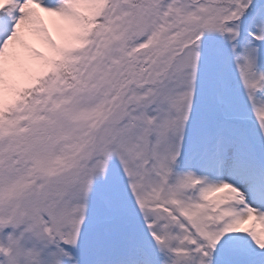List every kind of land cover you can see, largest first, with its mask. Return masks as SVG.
Here are the masks:
<instances>
[{
	"label": "snow or ice",
	"instance_id": "6c2138e0",
	"mask_svg": "<svg viewBox=\"0 0 264 264\" xmlns=\"http://www.w3.org/2000/svg\"><path fill=\"white\" fill-rule=\"evenodd\" d=\"M0 264H264V0H0Z\"/></svg>",
	"mask_w": 264,
	"mask_h": 264
}]
</instances>
